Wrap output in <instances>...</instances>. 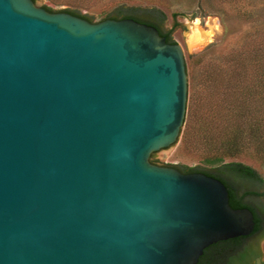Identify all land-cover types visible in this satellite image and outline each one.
Returning <instances> with one entry per match:
<instances>
[{"label": "water", "instance_id": "water-1", "mask_svg": "<svg viewBox=\"0 0 264 264\" xmlns=\"http://www.w3.org/2000/svg\"><path fill=\"white\" fill-rule=\"evenodd\" d=\"M184 49L133 18L0 0V264H197L254 231L178 141Z\"/></svg>", "mask_w": 264, "mask_h": 264}, {"label": "rangeland", "instance_id": "rangeland-1", "mask_svg": "<svg viewBox=\"0 0 264 264\" xmlns=\"http://www.w3.org/2000/svg\"><path fill=\"white\" fill-rule=\"evenodd\" d=\"M36 1L54 10H77L82 15L92 17L93 22L103 20L110 14L122 17L135 13L154 21L164 32H170L171 39L184 49L188 75L186 113L176 144L168 152L161 150L155 153V158L162 165L202 168L192 143L183 141L186 121L192 110L198 112L204 109L205 97H211L212 88L206 76L213 65L227 61L232 68L239 46L248 49L251 39L253 42L260 39L259 42L264 43V0H163L164 3L152 0ZM157 9L162 10L165 17H157ZM151 11L154 15L149 14ZM247 54L242 53L243 56ZM218 93L221 94V91ZM191 140L195 138L191 137ZM237 161L252 166L263 181L256 183L234 177L222 167L214 168L211 172L227 180L237 193L258 191L262 194L264 165L248 156L240 157ZM260 194H247L245 202L264 217V194ZM257 240L262 246L264 262V232L258 234Z\"/></svg>", "mask_w": 264, "mask_h": 264}, {"label": "trees", "instance_id": "trees-1", "mask_svg": "<svg viewBox=\"0 0 264 264\" xmlns=\"http://www.w3.org/2000/svg\"><path fill=\"white\" fill-rule=\"evenodd\" d=\"M152 1L165 2H162L163 0ZM42 6L49 11H66L90 21L93 19L80 14L77 10H54L49 6ZM156 11L157 17H165L162 10L157 9ZM149 14L154 15V12L151 11ZM134 15L137 14L131 13L122 17H133ZM151 22L158 25L154 21ZM164 34L168 42H175L171 39L170 32ZM259 41L260 39L253 42L251 39L248 49L239 46L237 59L234 60L232 68L225 61L218 66L213 65L212 70L208 71L206 77L212 88L211 97L204 98L205 106L202 111L192 110L182 133L183 141L192 143L202 168L176 166L182 172L202 171L212 175V169L222 167L234 177L256 183L263 181L252 166L237 161L240 157L248 156L264 165V43ZM243 52L248 54L243 56ZM218 91H221V94ZM191 137L195 140H191ZM150 160L157 162L154 153L151 154ZM214 176L225 183L229 191L230 206L233 208L249 207L254 213V230L258 231L262 227L264 229V226H261L260 214L252 205L245 202L247 194L259 195L260 193L258 191L237 193L222 176L217 174ZM263 194L264 192L260 195ZM241 243L242 237L217 242L213 245L215 260L219 263L226 260L222 264H238L239 253H236V250ZM245 254L246 252L242 255Z\"/></svg>", "mask_w": 264, "mask_h": 264}, {"label": "flooded vegetation", "instance_id": "flooded-vegetation-1", "mask_svg": "<svg viewBox=\"0 0 264 264\" xmlns=\"http://www.w3.org/2000/svg\"><path fill=\"white\" fill-rule=\"evenodd\" d=\"M34 1H36V0H34ZM69 13H71V12H69ZM71 14H74V13H71ZM74 15H76V14H74ZM108 18L121 19V18H126V17L110 15ZM128 18H133L139 22H143V23H147V24L155 26L159 30L161 35L165 36V38H166V35L164 34L165 32L161 29V27L159 25L152 23L151 20H149L145 17L139 16V15H134L133 17H128ZM85 19H87V18H85ZM88 21H90V20H88ZM91 22H93V21H91ZM211 174H212V176L215 175L214 173H211ZM214 177H216V176H214ZM261 218H262V225L261 226H264V217L261 216ZM261 232H264L263 227L258 231L254 230L248 236L242 237L241 246L238 248V250H236V253H239V257H238L239 263L238 264H264V262L262 261V246H261L259 240H257V236ZM214 244H216V243H214ZM214 244H212L209 247H207L206 249H204L203 254L199 257L197 264H222L226 261L225 260L223 262V260H222L219 263V262H217V260H215L216 258H215L214 247H213ZM245 252H246V254L242 255Z\"/></svg>", "mask_w": 264, "mask_h": 264}]
</instances>
